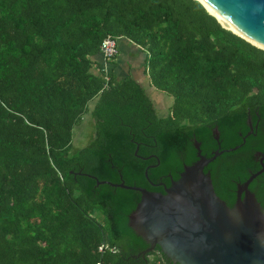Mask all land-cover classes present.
<instances>
[{"label":"trees","instance_id":"trees-1","mask_svg":"<svg viewBox=\"0 0 264 264\" xmlns=\"http://www.w3.org/2000/svg\"><path fill=\"white\" fill-rule=\"evenodd\" d=\"M105 36L145 52L149 84L171 97L165 114L137 80L100 65ZM84 117L90 138L73 150ZM193 142L205 157L239 145L203 168L232 204L264 154V50L200 2L0 0V264H177L158 246L138 254L147 243L127 223L137 191L86 174L162 192L153 184L196 160Z\"/></svg>","mask_w":264,"mask_h":264},{"label":"water","instance_id":"water-1","mask_svg":"<svg viewBox=\"0 0 264 264\" xmlns=\"http://www.w3.org/2000/svg\"><path fill=\"white\" fill-rule=\"evenodd\" d=\"M197 1L222 27L264 50V0ZM217 15L236 32L224 25ZM248 127L251 128L250 123ZM213 133V138L217 139L216 130ZM238 146L215 150L205 157L200 154L198 143L193 142L196 160L184 165L177 179L170 180L163 192L86 175L96 184L106 183L139 193L138 201L127 216L128 226L147 243L139 255L158 246L168 260L177 264H264V202L247 189L264 164L236 184L232 204L225 203L214 193L209 172L203 171L217 155Z\"/></svg>","mask_w":264,"mask_h":264},{"label":"crops","instance_id":"crops-1","mask_svg":"<svg viewBox=\"0 0 264 264\" xmlns=\"http://www.w3.org/2000/svg\"><path fill=\"white\" fill-rule=\"evenodd\" d=\"M117 41V54L113 58V65L104 62V59L99 54L97 59L100 65L104 66L106 70L112 67V71L116 77L130 76L142 86L147 85L150 89L152 86L149 84L143 70L146 57L145 52L139 46L131 43L127 38L119 37Z\"/></svg>","mask_w":264,"mask_h":264},{"label":"rangeland","instance_id":"rangeland-1","mask_svg":"<svg viewBox=\"0 0 264 264\" xmlns=\"http://www.w3.org/2000/svg\"><path fill=\"white\" fill-rule=\"evenodd\" d=\"M116 43H118L117 39ZM143 88L146 91L148 97L150 98L156 112L162 115L165 114L171 104V97L168 94L157 91L152 87L149 89L147 85H144ZM90 125L91 124L89 120L84 117L80 125L73 127L71 140V146L73 150L78 149L87 143L90 138Z\"/></svg>","mask_w":264,"mask_h":264},{"label":"built area","instance_id":"built-area-1","mask_svg":"<svg viewBox=\"0 0 264 264\" xmlns=\"http://www.w3.org/2000/svg\"><path fill=\"white\" fill-rule=\"evenodd\" d=\"M115 37L111 36H105L100 44H99V54L101 57L106 60V59H113L115 55L117 54V43H116ZM104 70L105 67L103 66ZM103 245H99L98 251L102 250ZM95 264H99V262H96ZM160 264H166L165 262H160Z\"/></svg>","mask_w":264,"mask_h":264},{"label":"flooded vegetation","instance_id":"flooded-vegetation-1","mask_svg":"<svg viewBox=\"0 0 264 264\" xmlns=\"http://www.w3.org/2000/svg\"><path fill=\"white\" fill-rule=\"evenodd\" d=\"M249 132V131H248ZM253 155H254V158H253V164L255 165V166H257V167H255L254 169H253V171H250L251 173H254V172H256L257 170H259L260 168H261V166H260V164H264V154L263 153H261V152H259V151H255L254 153H253ZM218 156V155H217ZM262 168H263V170L258 174L259 176H262L263 174H264V165L262 166ZM207 171V170H206ZM205 171V172H206ZM210 173V172H209ZM250 173V174H251ZM258 175H256L255 177L257 178L258 177ZM254 177V178H255ZM254 178L249 182V184L250 183H255L256 181L258 182V179H256V180H254ZM242 181H239V182H237V183H235V187L233 188V190H232V192L234 193V197H235V192H236V184H238V183H241ZM249 184H248V186H247V189L253 194V196L254 197H256L255 196V192L252 190V188L249 186ZM153 185H157V186H160V188H161V190H163V187L164 186H168V185H165V183L164 182H162V181H159L158 183H155V184H153ZM159 192V191H158ZM163 192V191H162Z\"/></svg>","mask_w":264,"mask_h":264},{"label":"bare ground","instance_id":"bare-ground-1","mask_svg":"<svg viewBox=\"0 0 264 264\" xmlns=\"http://www.w3.org/2000/svg\"><path fill=\"white\" fill-rule=\"evenodd\" d=\"M217 17L219 18V20L224 24V25H226L227 27H229L230 29H232L233 31H235V29H233L232 27H231V25L229 24V23H227V21H225L222 17H220L219 15H217ZM236 32V31H235ZM251 42H253V41H251ZM255 42V41H254Z\"/></svg>","mask_w":264,"mask_h":264}]
</instances>
